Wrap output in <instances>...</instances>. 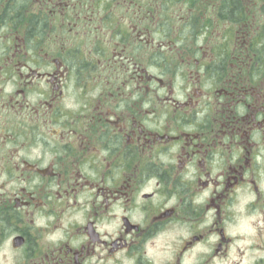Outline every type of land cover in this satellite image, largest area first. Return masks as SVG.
Listing matches in <instances>:
<instances>
[{
    "label": "flooded vegetation",
    "instance_id": "1",
    "mask_svg": "<svg viewBox=\"0 0 264 264\" xmlns=\"http://www.w3.org/2000/svg\"><path fill=\"white\" fill-rule=\"evenodd\" d=\"M0 264H264V0H0Z\"/></svg>",
    "mask_w": 264,
    "mask_h": 264
},
{
    "label": "trees",
    "instance_id": "2",
    "mask_svg": "<svg viewBox=\"0 0 264 264\" xmlns=\"http://www.w3.org/2000/svg\"><path fill=\"white\" fill-rule=\"evenodd\" d=\"M143 2H145V0H143Z\"/></svg>",
    "mask_w": 264,
    "mask_h": 264
}]
</instances>
